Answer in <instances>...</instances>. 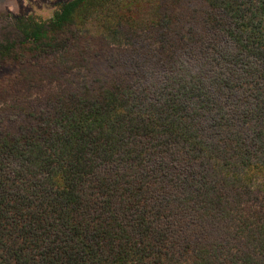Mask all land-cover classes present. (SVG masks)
Returning <instances> with one entry per match:
<instances>
[{
    "label": "trees",
    "instance_id": "16d2710c",
    "mask_svg": "<svg viewBox=\"0 0 264 264\" xmlns=\"http://www.w3.org/2000/svg\"><path fill=\"white\" fill-rule=\"evenodd\" d=\"M0 22V93L40 89L0 107V264H264V0ZM51 52L81 76L35 86Z\"/></svg>",
    "mask_w": 264,
    "mask_h": 264
},
{
    "label": "rangeland",
    "instance_id": "374dc122",
    "mask_svg": "<svg viewBox=\"0 0 264 264\" xmlns=\"http://www.w3.org/2000/svg\"><path fill=\"white\" fill-rule=\"evenodd\" d=\"M67 0H0V19L10 14L14 18H25V17H38L47 19L52 16L53 11L57 5ZM3 34L2 25L0 22V37ZM58 52H51L40 58H32L33 61L28 64V68H24L27 72L32 73L34 69H41L43 76L37 82L38 87L47 88L49 86H56L64 82V74L67 72L68 76L78 75L81 76V70L77 68V64L71 63L66 60ZM21 67L17 65H5L0 63V79L5 76H13L20 73ZM25 80L21 81V87L13 88L10 92L0 93V107H2L7 100H10L17 94H38L37 88L27 89L25 87ZM42 82V83H41Z\"/></svg>",
    "mask_w": 264,
    "mask_h": 264
}]
</instances>
